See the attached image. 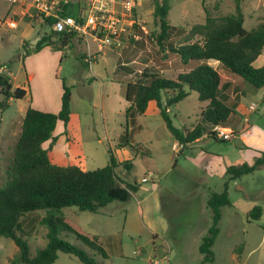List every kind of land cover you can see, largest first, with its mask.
<instances>
[{
  "label": "rangeland",
  "instance_id": "1",
  "mask_svg": "<svg viewBox=\"0 0 264 264\" xmlns=\"http://www.w3.org/2000/svg\"><path fill=\"white\" fill-rule=\"evenodd\" d=\"M171 6L169 22L175 28L168 43L173 46L201 42L200 36L190 34L196 25L205 24L208 16L220 18L235 11L234 0H206L205 5L203 0H171ZM242 9L247 30L264 23V0H243ZM17 10L9 0H0L1 71L13 79L14 88L26 87L33 91L37 103L44 97L37 95L40 84L28 79L32 67L40 69L47 79L43 86L47 99L60 97L64 85L72 94V121L62 131L55 132L56 140L45 143L51 162L94 171L110 163L112 152L118 163L132 161L130 171L121 166L117 172L138 187L129 203L112 202L97 214L80 211L75 206L62 209L64 218L97 236L106 251L105 256L70 232L61 231V237L84 249L98 264H151L156 260L163 264H198L202 256L195 247L201 240H195L198 243L190 250L186 248L194 237L195 227L202 226L205 221L210 224L212 213L207 207V199L212 192L224 191L229 179L228 166L255 161L246 152L252 151L248 136L240 133L225 142L202 139L178 152L175 148L177 140L154 102L145 114L136 115L134 122L127 116L130 104L125 97V85H120L114 74L121 58L119 53L109 48L100 50L93 40L80 46L71 41L66 47L55 39V44L45 47L39 58L27 62L28 56L33 57L36 53L26 55L24 42L31 49L43 35L51 33V29L45 23L19 21L20 18L17 27L10 28L6 22L15 18L13 11ZM141 10L151 34L143 41L127 45L136 50L133 59L138 63L133 65L134 71L160 76H175L186 71L177 55L159 48L156 40L159 30L153 22V0H142ZM55 53L58 55L53 57ZM89 53L93 56L90 67L86 62ZM262 59L264 50L257 66ZM140 79L142 74L136 73L128 81ZM244 83L246 97L241 98L249 102L258 100L264 88ZM207 104L199 100L196 92H191L184 101L169 108L174 126L183 131L200 122L201 110ZM29 105V99H12L8 109L0 113L1 186L7 182V172L14 160ZM261 110L262 113L247 115L249 125L243 117L237 130L244 127L249 130L250 126L264 129V106ZM230 120L233 122L234 116ZM127 129L131 134L128 144L122 138ZM134 145L139 150L134 149ZM145 177L150 180L143 182ZM228 192L232 206L222 210L221 233L213 247L216 256L213 264H238L239 261L240 264H264V168L230 181ZM142 198L146 199L142 201ZM256 207L263 209V215L259 221H252L249 213ZM47 215L46 211H38L21 218L19 234L28 241L32 256L48 244L49 228L43 223ZM205 234L202 232L201 236ZM241 244L244 251L239 260ZM17 254L15 242L0 236V264H22L13 262ZM55 264L82 263L76 256L60 252Z\"/></svg>",
  "mask_w": 264,
  "mask_h": 264
},
{
  "label": "trees",
  "instance_id": "2",
  "mask_svg": "<svg viewBox=\"0 0 264 264\" xmlns=\"http://www.w3.org/2000/svg\"><path fill=\"white\" fill-rule=\"evenodd\" d=\"M205 2L203 0V5ZM234 4L235 11L232 14L220 18L208 16L205 24L196 25L192 29L191 36H200L201 42L173 46L168 43L175 28L169 22L171 0H153V22L156 30H159L156 36L159 48L163 52L177 55L186 71L175 76L144 72L141 73L142 79L127 83L125 97L130 103L127 116L131 122L135 121L136 115L145 114L151 102H156L167 128L184 148L202 139L227 141L219 138L214 128H226L236 111L221 95L226 79L209 62L218 61L226 72L255 88H264V66H254L264 50V23L247 30L244 27L243 0H234ZM45 24L50 27L51 33L43 35L31 49L24 42L26 55L39 53L45 47L55 44V39L63 46L67 44L68 40L52 30L51 22L47 21ZM121 68L125 67L120 66L119 69ZM129 73H134V70ZM63 88L62 106L58 113H46L33 107L27 109L14 160L7 172V182L4 186L0 185V236L12 239L18 247V254L13 262L55 264L58 254L63 252L76 256L82 264H98L84 249L61 237V231L70 232L98 254L106 255L97 236L64 218L62 209L75 206L80 211L97 214L112 202L129 203L138 189L136 184L128 183L117 172L121 166L130 171L132 161L118 163L112 152L110 163L94 171H84L77 166H58L51 162L44 144L50 139L56 140L54 134L58 123L66 128L72 116L71 90L66 85ZM191 92H196L199 100L208 105L201 110V121L182 131L174 126L168 110L188 98ZM25 96L26 90L14 88L12 78L0 69V113L8 109L12 99L21 100ZM122 138L128 144L131 138L128 129ZM133 147L139 150L136 145ZM262 168L264 152L252 164L228 166L226 174L229 179L224 191L212 192L207 199V207L212 213L210 224L205 221L202 226L200 224L195 227L194 237L186 248L190 250L198 243L195 240H201L195 247L202 256V261L198 264L215 262L213 247L221 233L219 222L222 210L232 206L228 192L229 182ZM38 211L48 213L43 219V223L49 228L48 244L32 256L28 241L19 231L22 216ZM262 215L261 207H256L249 213L252 221H259ZM198 228L202 230L197 231ZM202 232H206L205 236H201ZM243 249L244 245L241 244L239 256Z\"/></svg>",
  "mask_w": 264,
  "mask_h": 264
},
{
  "label": "built area",
  "instance_id": "3",
  "mask_svg": "<svg viewBox=\"0 0 264 264\" xmlns=\"http://www.w3.org/2000/svg\"><path fill=\"white\" fill-rule=\"evenodd\" d=\"M22 10L23 17L51 22L55 33L68 42L85 44L93 40L101 48L123 49L130 42L143 41L151 33L140 14L142 0H9ZM10 28L17 27V19H10ZM67 47V45H65ZM92 54L86 62L92 64ZM169 111V110H168ZM217 136L229 139L231 134L222 126L214 128ZM182 150L181 144L175 145ZM150 176H154L150 173ZM149 177L143 178L148 182Z\"/></svg>",
  "mask_w": 264,
  "mask_h": 264
},
{
  "label": "crops",
  "instance_id": "4",
  "mask_svg": "<svg viewBox=\"0 0 264 264\" xmlns=\"http://www.w3.org/2000/svg\"><path fill=\"white\" fill-rule=\"evenodd\" d=\"M15 7L18 9L17 11H13V15H14L15 19L20 18L19 21L21 19H23V20H27L29 22H39V23H43V24L45 23L39 19H31L29 17H23L22 16V10L17 6H15ZM140 10H141V7H140ZM140 14L143 16L142 10L140 11ZM7 23H8V21L6 22V24ZM12 29H14V28H12ZM38 40H37V42H38ZM90 41H89V43H90ZM73 43H75L74 45L77 44L80 46V44H82L83 42L73 41ZM131 43H136V42H131ZM99 49L104 50L105 48H101L99 45ZM111 50L113 52L119 53V55L121 57L119 62H118L117 67L114 69V74L116 75V77H118V79H119L118 82L120 83V85H125V94H126V85H127V83H129L128 79L132 78V76L135 75L136 73H142V71H140V70L134 71V73H132V74L129 73L130 70H134L133 65L138 63V61L136 59H133V55L135 54L136 50H135L134 46H132V47L126 46L120 50H118V49H116V50L111 49ZM99 53H101V51ZM40 55H41V51L39 53L34 54L33 57L28 56L27 62L29 60H32L33 58H35V59L39 58ZM57 55L58 54L55 53L53 55V57H56ZM94 58H96V56H94ZM258 61L259 60H257L254 63V66L256 68H260V67L264 66V59H262V62L260 63V65L257 66L256 63ZM209 64L211 66H213L226 79L222 85V88H221V95L227 103L232 104L235 107V111H236V114L232 115V116H234V121L231 122V120H229L227 127L224 129H226L231 134L232 139H234L233 135H238L240 133H243V135H245L246 137L248 136L247 137V139L249 141L248 144H249L250 148H252V151L248 150L246 152L250 153L253 156V158L256 159L257 157L261 156V152H264V129H262L261 127H257V126H250L249 130H247V128L245 129V127H244L241 131H238L237 127L239 126V123L243 120V117H244V122H246L247 125H249L250 120L248 119L247 115L257 114L259 112L262 113L261 107L264 106V91L261 94V96L258 98V100L252 101V102L245 101L241 98V97H246L245 91L243 89V87L245 85L244 80L235 76V75L230 74L229 72H226L222 68V66L220 65V63L218 61H210ZM90 66H91V64L89 65V67ZM120 66H124L125 68L119 69ZM124 73H126V75H124ZM28 79L32 83L36 82L37 84L38 83L40 84V86L36 90L37 95L39 98H41V96L44 97L39 103H37L35 98H34L33 91H31V90L29 91L26 87L25 88L23 87L26 90L25 100H28V99L30 100L29 107H33L39 111L46 112V113H58L61 110V106H62V99H61L62 94L60 95L61 98L58 97L56 99H49V98L47 99L45 97L46 95L44 93H47V92H46V88L45 87L43 88V86L45 85V82L47 81V79H45V77L41 75L40 69L38 70V69H35L32 67L30 69V74L28 76ZM12 83H13V85H15L13 82V79H12ZM262 90H264V89H262ZM151 103H153V102H151ZM154 103L156 104V107L159 110L157 103L156 102H154ZM150 104H149V106H150ZM169 112H170V110H169ZM159 113H160V110H159ZM72 114H73V110H72ZM72 118L73 117L71 116L70 122L72 121ZM59 124H61V125H59ZM63 127H65V126L62 123H58V125L55 129V132L62 131ZM246 131H248V132H246ZM231 137L229 139H225V140H232ZM215 141H217V140H215ZM218 142H223V141L220 140ZM177 143L180 144L178 141H177ZM44 147H45V144H44ZM183 148H182V150H183ZM222 151H226V149H222ZM252 163H249V164H252ZM146 198H144V199L142 198V201H144ZM152 232H155V231L153 230ZM155 236H158V235L155 234ZM156 251H157V249H156ZM156 251H155V255H158V252H156ZM243 251H244V249H243ZM242 254H243V252H242ZM238 257H239V260H241L242 255L241 256L238 255ZM245 263H246V261H245ZM151 264H163V263L156 260L155 262H151ZM238 264H240V261L238 262Z\"/></svg>",
  "mask_w": 264,
  "mask_h": 264
}]
</instances>
